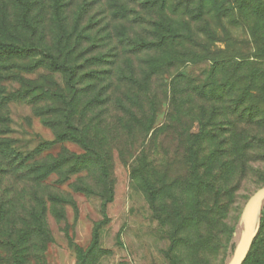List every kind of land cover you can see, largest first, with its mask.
<instances>
[{"label":"rangeland","instance_id":"obj_1","mask_svg":"<svg viewBox=\"0 0 264 264\" xmlns=\"http://www.w3.org/2000/svg\"><path fill=\"white\" fill-rule=\"evenodd\" d=\"M0 42L33 48L0 52V235L34 227L0 264H225L264 185V0H0Z\"/></svg>","mask_w":264,"mask_h":264},{"label":"water","instance_id":"obj_2","mask_svg":"<svg viewBox=\"0 0 264 264\" xmlns=\"http://www.w3.org/2000/svg\"><path fill=\"white\" fill-rule=\"evenodd\" d=\"M264 208V185L254 191L245 202L240 213L235 231V244L225 264H242L256 238Z\"/></svg>","mask_w":264,"mask_h":264},{"label":"trees","instance_id":"obj_3","mask_svg":"<svg viewBox=\"0 0 264 264\" xmlns=\"http://www.w3.org/2000/svg\"><path fill=\"white\" fill-rule=\"evenodd\" d=\"M37 49V48H36ZM33 50V48L31 46H17V45H13V44H7V43H1L0 42V52L1 53H16V54H20V53H29ZM39 51V54L41 55V58L43 59H46L49 64L54 67L55 69H60V70H70V68L66 65V63L62 62V63H59L57 61V58L51 54L50 52H46L44 51L43 49H37ZM211 54V53H209ZM212 56V61L214 63H216V66L215 67H219L217 65H220L222 62L224 61H221L219 60L218 58H215ZM33 216V220L34 222L36 223L37 222V225H38V228L40 226V223H41V214H36V212H34V214L32 215ZM8 223V224H11L12 225V222H14L12 220V213L11 212H8V210L5 208V207H0V224H4V223ZM263 222H264V211L262 213V218H261V225H260V229H259V232L256 236V238L254 239L252 245H251V248L249 250V253L247 255V257L249 256V254L251 253V251L253 250L254 246H255V241H257L258 239V236L260 235V232H261V228L263 226ZM24 224V223H23ZM34 227L33 225L30 226V229H26L24 231H20L17 236H16V241L13 240L11 238V233L10 232H7L5 233L4 235H0V238H4L2 240H0V244L3 245V246H6L8 247L9 249H11V253H12V257L14 258V260H18V257L16 255L17 253V245L16 243L17 242H22V240L24 241L25 239H28V236L30 235V230H32ZM96 241H97V233L96 231L94 232V236H93V239H92V245L96 244ZM15 252V253H14ZM246 257V259H247ZM246 259L244 260V262L242 264L245 263Z\"/></svg>","mask_w":264,"mask_h":264}]
</instances>
